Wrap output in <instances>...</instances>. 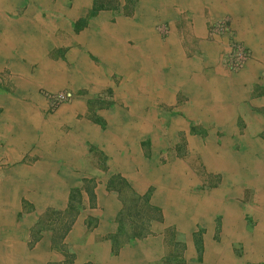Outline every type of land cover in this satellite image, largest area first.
<instances>
[{"label": "crops", "instance_id": "obj_1", "mask_svg": "<svg viewBox=\"0 0 264 264\" xmlns=\"http://www.w3.org/2000/svg\"><path fill=\"white\" fill-rule=\"evenodd\" d=\"M25 1L0 0V264H116L110 238L122 206L111 182L122 173L106 151L116 139L85 118L88 101L112 90L142 127L145 111H179L182 125L222 128L223 143L254 142L255 153L264 136V0H184L169 14L165 39L156 31L158 14L141 8L131 19L103 14L79 25L62 5ZM224 14L251 54L236 74L222 61L229 37L207 27L208 18ZM60 91L75 99L47 114L43 93ZM246 172L263 175L264 167L249 164ZM262 185L250 184L260 205ZM74 190L82 192L76 205ZM234 190L227 197L236 203ZM70 203L76 214L52 242L42 212H68ZM259 209L254 215L264 223ZM263 238L258 230L249 243L262 255ZM121 254L120 264H129V253Z\"/></svg>", "mask_w": 264, "mask_h": 264}, {"label": "rangeland", "instance_id": "obj_2", "mask_svg": "<svg viewBox=\"0 0 264 264\" xmlns=\"http://www.w3.org/2000/svg\"><path fill=\"white\" fill-rule=\"evenodd\" d=\"M61 1L49 0V5H62L59 7L65 9L66 18L78 17L79 25L103 14L110 15L115 21L118 18L131 19L138 8L144 13L154 12L158 14L156 19L159 22L156 31L162 39L167 37L170 12L184 7L180 4L184 0H174L177 5L173 0ZM78 7L80 13L75 14ZM208 20L210 35H213V24L224 22L229 33L236 38L229 15ZM223 66L232 74L238 73ZM2 80H6V77ZM114 85L117 87V83ZM59 93L69 95L68 100L52 105L51 98ZM43 97L47 101L49 115L75 99L67 91L44 92ZM87 107V122L100 128L112 140L116 139L111 142V148L106 150L115 156V168L122 173L115 175L111 182L112 191L122 206L113 222L114 232L110 238L116 264H120L123 251L129 253V264H226L229 254L222 251L224 246L226 250L229 249L230 259H233V255L235 259L237 257V264H264V254L256 252L249 244L256 231L264 230V223H258V217L254 215V210L259 207L264 212V205L253 202L254 190L250 189L249 184L254 185L259 178L257 184H263L264 174L246 172L249 164L264 167V157L259 159L260 151L264 149V136H261L262 142L256 144L261 149L255 148L253 153L250 149L255 145L254 142L223 143L226 134L222 128L186 126L187 122L182 125L178 118L179 111H145L146 126L142 127L136 123L137 113L129 110V103H120L112 90L93 97ZM156 118H160L159 125ZM238 128L241 131L244 129ZM106 151H98V155L102 152L106 154ZM216 159L224 160L229 166H210ZM100 177L102 175L97 176ZM82 184L88 185L85 182ZM233 188L235 195H239L235 197L236 203L227 197L228 189ZM70 199L76 205L78 199H82V192H70ZM74 208L64 213L53 210L42 212L44 219L41 225L52 230V242L61 241L69 221L76 214ZM150 237L159 241L160 254L155 252L154 241ZM143 251L144 259L137 260V255H142ZM220 253L221 257L218 258Z\"/></svg>", "mask_w": 264, "mask_h": 264}, {"label": "built area", "instance_id": "obj_3", "mask_svg": "<svg viewBox=\"0 0 264 264\" xmlns=\"http://www.w3.org/2000/svg\"><path fill=\"white\" fill-rule=\"evenodd\" d=\"M211 31L213 35H227L229 37L227 52L222 58L223 64L226 65L228 70L232 72H237L242 69L251 57L250 51L234 37H232V34L229 33V30L225 26L224 22H217V24H213ZM68 97L69 95L67 94L59 93L51 98L52 105H57L67 101Z\"/></svg>", "mask_w": 264, "mask_h": 264}, {"label": "bare ground", "instance_id": "obj_4", "mask_svg": "<svg viewBox=\"0 0 264 264\" xmlns=\"http://www.w3.org/2000/svg\"><path fill=\"white\" fill-rule=\"evenodd\" d=\"M74 6H75V5H74ZM133 130H134V129H133ZM129 138H130V137H129ZM122 139H123V138H122ZM129 140H130V139H129ZM133 153H134V152H133ZM208 155H209V154H208ZM236 156H237V155H236ZM248 160H249V159H248ZM223 161H224V160H223ZM223 161L220 160V159H216V160H214V161H212V162L210 163V166H213V167L219 166L220 168H222V167H224V166H229V164L224 163ZM227 161L229 162V160H227ZM240 161H241V160H240ZM205 162H206V161H205ZM248 162H249V161H248ZM229 163H230V162H229ZM238 163H239V162H238ZM250 163H252V162H250ZM253 164H254V163H253ZM243 166H244V165H243ZM248 166H249V165H248ZM231 169H232V168H231ZM239 169H240V168H239ZM214 171H215V170H214ZM239 171H240V170H239ZM251 172H252V171H251ZM239 173H240V172H239ZM242 173H243V172H242ZM163 174H164V173H163ZM261 174H262V172H261ZM238 175H239V174H238ZM252 175H253V174H252ZM241 176H242V175H241ZM241 176H240V177H241ZM257 178H258V177H257ZM257 178H256V179H257ZM254 180H255V179H254ZM262 180H263V179H262ZM258 181H260V179H258L257 182H258ZM255 182H256V180H255ZM244 183H246V182H244ZM248 184H249V183H248ZM261 184H262V183H261ZM263 184H264V183H263ZM186 185H187V184H186ZM249 185H250V184H249ZM262 186H263V185H262ZM252 188H254V187L252 186ZM253 190H254V189H253ZM258 191H259V190H258ZM258 191H257V192H258ZM257 192H256V194H257ZM261 193H262V192H261ZM240 194H241V193H240ZM255 197H256V196H255ZM192 198H193V197H192ZM196 199H197V198H196ZM261 199H262V198H261ZM196 202H197V201H196ZM263 203H264V202H263ZM219 207H220V206H219ZM210 209H211V208H210ZM205 215H206V214H205ZM231 220H232V219H231ZM258 223H259V222H258ZM238 229H239V228H238ZM260 229H261V228H260ZM234 232H235V231H234ZM231 235H232V234H231ZM260 235H261V234H260ZM255 236H256V235H255ZM262 236H263V235H262ZM244 237H245V236H244ZM244 237H243V238H244ZM258 237H260V236H258ZM258 237H257V238H258ZM250 238L253 239V237H250ZM263 239H264V238H263ZM258 240H259V239H258ZM241 241H242V240H241ZM244 241H245V239H244ZM248 242H249V241H248ZM251 242H252V241H251ZM261 242H262V241H261ZM240 243H241V242H240ZM244 243H245V242H244ZM151 244H152V243H151ZM229 244H230V243H229ZM256 244H259V243H256ZM213 245H214V244H213ZM251 245H252V244H251ZM261 245H262V244H261ZM245 246H246V245H245ZM256 246H258V245H256ZM259 246H260V245H259ZM227 247H228V246H227ZM238 248H239V247H238ZM246 248H247V246H246ZM251 248H252V247H251ZM251 248H249V249H251ZM240 249H241V248H240ZM240 249H239V250H240ZM252 249H253V248H252ZM252 249H251V250H252ZM255 249H256V248H255ZM228 250H229V249H228ZM228 250H227V251H228ZM137 252H138V251H137ZM241 252H242V251H241ZM249 252H250V251H249ZM254 252H255V251H254ZM256 252H257V251H256ZM241 254H242V253H241ZM241 254H240V255H241ZM247 254H248V252H247ZM255 254H256V253H255ZM257 254H258V253H257ZM225 255H226V254H225ZM228 256H229V255H228ZM228 256H227V257H228ZM230 256H231V255H230ZM243 256H244V255H243ZM243 256H242V257H243ZM257 256H258V255H257ZM225 258H226V257H225ZM236 259H237V257H236ZM236 262H237V261H236ZM102 263H103V262H102ZM109 263H110V262H109Z\"/></svg>", "mask_w": 264, "mask_h": 264}, {"label": "trees", "instance_id": "obj_5", "mask_svg": "<svg viewBox=\"0 0 264 264\" xmlns=\"http://www.w3.org/2000/svg\"><path fill=\"white\" fill-rule=\"evenodd\" d=\"M68 209H72V205H71V203H70V206H69V208Z\"/></svg>", "mask_w": 264, "mask_h": 264}]
</instances>
